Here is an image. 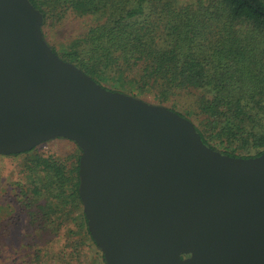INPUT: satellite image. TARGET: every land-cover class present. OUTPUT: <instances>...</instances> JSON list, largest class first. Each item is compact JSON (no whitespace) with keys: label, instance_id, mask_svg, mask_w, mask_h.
I'll return each mask as SVG.
<instances>
[{"label":"water","instance_id":"water-1","mask_svg":"<svg viewBox=\"0 0 264 264\" xmlns=\"http://www.w3.org/2000/svg\"><path fill=\"white\" fill-rule=\"evenodd\" d=\"M29 0H0V154L80 149L78 195L104 264H264V153L204 144L160 104L60 59Z\"/></svg>","mask_w":264,"mask_h":264},{"label":"trees","instance_id":"trees-1","mask_svg":"<svg viewBox=\"0 0 264 264\" xmlns=\"http://www.w3.org/2000/svg\"><path fill=\"white\" fill-rule=\"evenodd\" d=\"M29 1L42 14L40 29L69 15L98 20L61 49L50 47L102 87L170 99L169 109L222 154L264 153V0ZM34 147L7 154L24 155L23 183L13 214L0 220V264H81L82 242L73 240V230L93 240L77 190L79 156L68 164L38 152L28 156ZM21 216L25 224L12 238L15 254H23L11 259L4 254L12 246L8 227ZM65 226L67 236L54 249L52 239Z\"/></svg>","mask_w":264,"mask_h":264},{"label":"rangeland","instance_id":"rangeland-1","mask_svg":"<svg viewBox=\"0 0 264 264\" xmlns=\"http://www.w3.org/2000/svg\"><path fill=\"white\" fill-rule=\"evenodd\" d=\"M185 0H174L175 5H180ZM96 20L93 16L78 17L75 15L67 16L60 24L53 28H41V33L48 45H55L58 49H61L63 43H65L69 37L83 33L90 25L94 24ZM124 92L139 98L147 103L160 104L168 108H173L174 102L170 99L160 102V100L152 92L138 93L136 90H129L124 87ZM35 152L52 155L54 157L62 158L67 164L73 161L80 155V151L74 142L64 139L62 137H54L43 142H40L34 147V150L28 151V156L33 155ZM22 157L20 156H7L0 155V220L6 219L15 210V192L18 184L23 183V177L21 176L19 169V163ZM8 227L11 235L17 233L18 229L22 227L23 216L20 220L13 222ZM25 224V223H24ZM23 224V225H24ZM67 226L60 231V236H56L54 239L53 248H60L63 242V236H67ZM23 230V229H22ZM73 240L80 239L82 245L79 248L81 264H104L100 250L94 245V243L88 238L84 237L78 230H73ZM52 238V237H51ZM12 246L10 250L4 252L11 257V259H21L20 254H23V250H18L19 254H15V250L18 247L17 242L12 238ZM25 249V247H24Z\"/></svg>","mask_w":264,"mask_h":264}]
</instances>
